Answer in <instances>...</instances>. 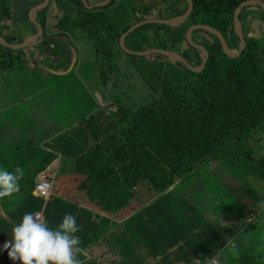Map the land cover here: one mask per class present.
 Instances as JSON below:
<instances>
[{
	"label": "crops",
	"instance_id": "obj_1",
	"mask_svg": "<svg viewBox=\"0 0 264 264\" xmlns=\"http://www.w3.org/2000/svg\"><path fill=\"white\" fill-rule=\"evenodd\" d=\"M85 1L88 6H95L108 0ZM126 1L135 14L131 20L140 15L137 12L140 11L145 17L144 21H173L171 19L189 9L186 0L188 6L182 0ZM259 1L264 3V0ZM84 10L92 11L84 0H2L0 5V36L12 45L28 41V47L19 50L22 51L19 64L10 70H0V167L8 171L20 167L24 170V176L38 177L34 183L19 181V192L24 193L20 204H15L14 193L0 199V226L6 228L0 230V240H10L13 226L30 209H34L32 204L28 205L29 201L44 200L41 209L35 213H39L50 228L55 229L66 214L76 216L80 227L76 235L81 240L79 247L82 249L74 252L76 258L85 264H129L126 255L119 259L112 258L114 253H106L109 240H120L116 234L123 226L122 222L117 220V225L105 219H93L94 215L90 216L88 210L91 204H98V201H92L83 186L70 178H84L76 172V160L113 132L110 125L107 123L106 127L104 123L108 103L120 104L132 112L138 111L131 106L134 104L130 105L132 98L128 97L131 95L126 96L125 90L121 91L124 83L119 81L127 79L126 65L119 64L121 57L118 62L107 55L106 35L103 32L97 35L102 37L101 40L73 23L82 16L81 11ZM254 17L257 21L252 19ZM62 19L70 22L67 28H59ZM239 19L245 36L259 40L264 48L262 8L246 7L240 11ZM38 26L43 30L41 37L38 36ZM53 48L57 52L54 53ZM111 62L115 65L109 72ZM66 77H75L76 82L83 79L76 83L79 87L77 91H73L72 82ZM140 82L142 84V79ZM55 88L57 93L49 95ZM96 96L100 100L99 108L95 102ZM102 96H105L104 99ZM82 97L91 103L90 114L82 120L78 118L73 121V112L83 110L78 107ZM98 110L103 114L102 117L98 115ZM86 126L88 131L84 130ZM50 160L52 162L45 165ZM42 175L49 177L53 185L48 197H41L36 192ZM60 177L66 182L62 186ZM44 213L48 214V218Z\"/></svg>",
	"mask_w": 264,
	"mask_h": 264
},
{
	"label": "trees",
	"instance_id": "obj_2",
	"mask_svg": "<svg viewBox=\"0 0 264 264\" xmlns=\"http://www.w3.org/2000/svg\"><path fill=\"white\" fill-rule=\"evenodd\" d=\"M192 1L194 9L187 21L218 30L231 49L238 48L235 12L249 0ZM133 12L128 1L113 0L108 6L81 11L82 16L73 23L90 36L103 32L119 43L134 24L145 20L135 17L130 21ZM66 19L60 21V29L67 28L70 22ZM151 29L157 30L161 42L158 48L167 50L159 33L172 29L158 24L143 26L130 34L125 41L128 49L145 52L142 46L152 41L146 33ZM197 33L212 37L206 31H195L194 35ZM133 37L134 43L129 44ZM214 40L212 44L205 43L210 58L202 73L191 72L175 62L185 73L171 69L161 77L145 57L128 55L145 84L157 91L159 98L137 112L119 107L122 128L114 130L75 162L76 172L85 177L84 190L104 211H122L134 196L140 178L161 188L172 183L177 174L189 172L210 158H223L264 178V158H258L264 140V48L256 39L246 37L245 52L232 59L223 52L219 40ZM183 43L198 54L186 38ZM53 52L57 49L53 48ZM21 54L22 51H11L0 44V70L13 69L21 61ZM181 55L191 63L188 52ZM51 162L46 161L45 165Z\"/></svg>",
	"mask_w": 264,
	"mask_h": 264
},
{
	"label": "rangeland",
	"instance_id": "obj_3",
	"mask_svg": "<svg viewBox=\"0 0 264 264\" xmlns=\"http://www.w3.org/2000/svg\"><path fill=\"white\" fill-rule=\"evenodd\" d=\"M135 8L138 10L137 7ZM137 12L140 15L136 16L142 17V13ZM184 15L183 11L182 15L171 20L178 22ZM252 19L257 21L255 17ZM189 21L179 28L160 31L159 37L164 39L163 44L167 47L166 51L180 55L181 52L186 51L192 58L190 65L200 68L203 54L198 50V54L191 52L183 43L189 29L195 26L191 25L192 23ZM156 32V29L146 32L152 41L148 40L143 44L145 52L159 49L158 46L161 42L158 41ZM209 34L212 37L204 38L201 33L193 34L192 37L196 43L206 48L205 43L212 44L215 42L214 38H217L215 35ZM235 34L238 36L236 30ZM98 37L102 40L101 36ZM134 39V37L131 38L129 44L134 43ZM257 41L260 43L259 40ZM105 44H107L105 46L107 55L118 62L121 57L119 64L126 65L127 79L120 80L119 83H124L121 91L125 90L126 96L131 95L128 97V99L132 98L130 105L134 104L131 106L139 110L158 100L159 93L145 84L134 61L122 50L119 43L106 36ZM124 44L128 48L127 44ZM240 47L241 43L238 48L230 49L238 52ZM144 60L155 67L161 77H164L165 72L171 69L185 73V70L175 66V62L178 61L172 57L156 54L146 56ZM111 63L109 72L115 65L114 62ZM73 75L71 74V76ZM66 79L72 82L73 91H77L79 88L76 83L83 81L82 79L80 82H76L75 77H66ZM57 91L55 88L49 95L56 94ZM102 97L104 99L105 96ZM80 100L78 107L83 110L73 112V121L78 118L82 120L90 114V101H87L86 97H82ZM95 102L99 108L100 100L97 96ZM102 103L104 104L105 101L103 100ZM96 105L95 107L98 109ZM119 107H121L120 104L113 103H108L106 107L107 112L105 113L108 122L105 120L104 123L106 127L107 123L110 125L111 131L122 128V123L119 122L120 114L119 116L117 114ZM97 112L98 115L103 116L99 110ZM84 130L88 131V126ZM260 146L258 158H264V140ZM36 178L38 177L23 176L21 180L34 183ZM40 178L38 181L45 178L50 179L43 175ZM70 178L78 182L81 187L85 181V177ZM139 182V186L134 190V196L122 211L107 212L97 203L91 204L93 211L88 210L90 216L94 215L93 219H101V221L105 219L104 221L115 222L117 225V220L122 222L123 226L116 234L120 240L108 241L110 245L106 253L110 255L114 253L112 258L122 259L126 255L129 264H264V209L259 208L260 202L264 201V178L251 175L240 166L227 163L223 158H210L196 165L189 172L177 174L172 183L161 188L155 187L145 178H140ZM59 183H61L60 186L66 183L63 177L59 178ZM14 194L15 204L18 205L22 201L24 193L15 192ZM25 197L27 198L26 193ZM43 203L44 200L34 199L32 203L29 201L28 205L34 206V209H30L29 213L40 210ZM94 211L102 216L95 214ZM44 214L48 218V214ZM0 230H6L5 226L1 225ZM5 242L7 241L0 240V264L10 263L7 252L2 251ZM232 245H235L234 253L231 252ZM15 264H20V262L16 261Z\"/></svg>",
	"mask_w": 264,
	"mask_h": 264
},
{
	"label": "clouds",
	"instance_id": "obj_4",
	"mask_svg": "<svg viewBox=\"0 0 264 264\" xmlns=\"http://www.w3.org/2000/svg\"><path fill=\"white\" fill-rule=\"evenodd\" d=\"M23 176L24 170L20 167L13 171L0 167V199L19 192ZM259 208L264 209V201ZM79 231L73 214H66L53 229L39 213H26L13 226L11 239L4 243L2 251L7 252L13 264L16 261L20 264H85L74 255L75 251H82L81 240L76 235ZM231 252H235V245L231 246Z\"/></svg>",
	"mask_w": 264,
	"mask_h": 264
},
{
	"label": "water",
	"instance_id": "obj_5",
	"mask_svg": "<svg viewBox=\"0 0 264 264\" xmlns=\"http://www.w3.org/2000/svg\"><path fill=\"white\" fill-rule=\"evenodd\" d=\"M113 0H108L106 2H103V3H100L98 5H95V6H88V4L86 3V1L84 0L85 2V5L87 6L88 9L92 10L94 9L95 7L98 8V7H103V6H107L108 4H110ZM189 4V9L188 11L185 13V15L180 18V20L178 22L176 21H163V20H148V21H143V22H140L136 25H134L132 28H130L125 34H123V36L121 37L120 39V46L122 48V50L127 53L128 55H131V56H140V57H146V56H150V55H156V54H161V55H164V56H168V57H172L173 59H175L176 61L180 62L181 64H183L186 69H188L189 71L191 72H194V73H202L206 67V64L210 58V53L209 51L207 50V48H205L204 46L202 45H199L198 43H196L193 38H192V34L195 32V31H206V32H209L213 35H215L217 37V39L219 40L221 46H222V49H223V52L229 57V58H232V59H237V58H240L243 53L245 52L246 48H247V41H246V37H245V34H244V31H243V28H242V25H241V22H240V19H239V13L242 9L246 8V7H249V6H259L262 8V10L264 11V3L262 1H259V0H249V1H246L244 3H242L236 10L235 12V17H234V24H235V30L237 32V35L240 39V43H241V47L239 49L238 52H234L230 49L228 43H227V40L226 38L222 35L221 32H219L218 30L210 27V26H207V25H195L193 27H191L189 29V31L187 32V36H186V39L189 43V45L193 48H195L196 50L200 51L203 55V62H202V65L200 68H195L193 66L190 65V63H188L186 61V59L180 55V54H177V53H172V52H169V51H166V50H162V49H158V50H153V51H146V52H134V51H131L129 50L124 42L126 40V38L132 34L133 32H135L136 30H138L139 28L143 27V26H146V25H149V24H158V25H166L168 27H171V28H179L181 26H183L187 20L189 19V17L191 16L192 12H193V9H194V3L192 0H186ZM38 30H39V34L38 36L41 37L42 34H43V30H42V27L41 26H38ZM28 42V41H27ZM25 42L21 45H12L10 43H8L6 40H4L1 36H0V43L7 49L11 50V51H19V50H22V49H25L28 47V43Z\"/></svg>",
	"mask_w": 264,
	"mask_h": 264
},
{
	"label": "built area",
	"instance_id": "obj_6",
	"mask_svg": "<svg viewBox=\"0 0 264 264\" xmlns=\"http://www.w3.org/2000/svg\"><path fill=\"white\" fill-rule=\"evenodd\" d=\"M53 189V185L51 180L48 178L42 179L39 181L36 187V192L41 196V197H48L51 195Z\"/></svg>",
	"mask_w": 264,
	"mask_h": 264
}]
</instances>
